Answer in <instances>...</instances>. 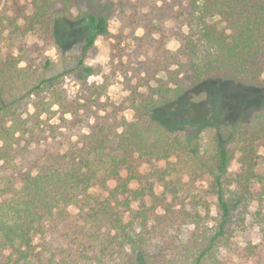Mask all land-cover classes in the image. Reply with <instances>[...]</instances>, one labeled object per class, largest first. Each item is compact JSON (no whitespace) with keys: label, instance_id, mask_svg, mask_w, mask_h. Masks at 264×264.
<instances>
[{"label":"trees","instance_id":"16d2710c","mask_svg":"<svg viewBox=\"0 0 264 264\" xmlns=\"http://www.w3.org/2000/svg\"><path fill=\"white\" fill-rule=\"evenodd\" d=\"M26 1L31 14L24 17L25 32L45 44L54 42L57 19L73 20L75 0ZM174 19L185 32L171 81L133 104L131 121L105 124L104 133L87 136L68 161L36 173L21 172L15 163L17 146L33 132L23 114L29 107L45 109L43 95L55 80L92 74L87 54L108 34V23L87 14L78 51H59L56 61L21 67L17 57L0 54V264H264V156L257 151L264 145V106L248 122L217 129L210 147L160 118L185 91L177 72L194 87L221 80L264 92V0H186ZM232 151L238 153L239 174L229 179ZM182 175L211 179V223L207 202L179 199ZM108 180L113 187H106ZM157 181L172 200L157 196ZM95 182L107 190L102 200L89 193ZM78 204L87 229L69 238L71 228L60 225L64 210ZM248 216L260 239L231 259L234 234L253 224ZM59 227L64 248L46 240Z\"/></svg>","mask_w":264,"mask_h":264},{"label":"rangeland","instance_id":"374dc122","mask_svg":"<svg viewBox=\"0 0 264 264\" xmlns=\"http://www.w3.org/2000/svg\"><path fill=\"white\" fill-rule=\"evenodd\" d=\"M185 3L186 0H75L73 20L57 19L54 42L45 44L25 32L24 17L31 14L28 1L0 0V54L17 57L21 67L45 59L56 61L59 51L76 53V45L86 34L87 14L102 15L108 23V34L99 38L87 54L85 65L92 69V74L86 78L82 74L67 75L55 80L43 95L45 109L29 107L23 114L33 132L17 146L15 163L19 171L36 173L41 167L68 161L88 140L87 136L103 134L100 127L105 124L112 125L121 119L131 121L132 105L149 96L157 84L171 81V74L178 69L180 35L185 32L174 15ZM176 79L185 91L161 111L160 118L205 147L213 145L217 129L238 121L248 122L264 106V92L259 89L221 80L194 87L185 73L178 72ZM60 101L62 107L57 104ZM257 151L264 156V145L259 143ZM230 155L227 176L233 179L239 174L238 153L232 151ZM179 182V199H184V203L192 199L207 202V222L211 223L216 217L211 179L182 175ZM113 186L108 180L106 187ZM155 191L157 196L172 200V195L158 181ZM89 193L98 200L107 196V190L98 182ZM249 207L254 213L258 209L257 200ZM262 212L263 216L264 207ZM84 214L79 204L64 210L60 226L71 228L69 238L81 237L86 232ZM247 219L253 224L234 234L230 242L231 259L245 244L260 239L256 223L250 216ZM61 229L53 236L46 235V240L64 248L66 241L62 242L59 236Z\"/></svg>","mask_w":264,"mask_h":264}]
</instances>
